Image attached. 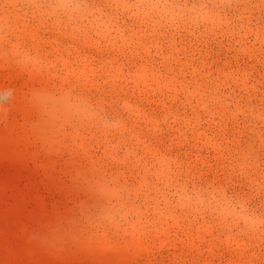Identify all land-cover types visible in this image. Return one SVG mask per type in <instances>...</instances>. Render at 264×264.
<instances>
[{
    "label": "clouds",
    "instance_id": "9594fccd",
    "mask_svg": "<svg viewBox=\"0 0 264 264\" xmlns=\"http://www.w3.org/2000/svg\"><path fill=\"white\" fill-rule=\"evenodd\" d=\"M5 165L0 264H264V0H0Z\"/></svg>",
    "mask_w": 264,
    "mask_h": 264
},
{
    "label": "rangeland",
    "instance_id": "374dc122",
    "mask_svg": "<svg viewBox=\"0 0 264 264\" xmlns=\"http://www.w3.org/2000/svg\"><path fill=\"white\" fill-rule=\"evenodd\" d=\"M0 177L11 187L14 193L20 194L19 200L9 199L6 204L5 228L6 234L11 237L19 224L23 223L29 212L34 211L33 199L39 195L45 202H54L58 194L54 189L41 184L40 178L29 169L16 165L0 167ZM15 246V241H12ZM113 259L119 257H112Z\"/></svg>",
    "mask_w": 264,
    "mask_h": 264
}]
</instances>
